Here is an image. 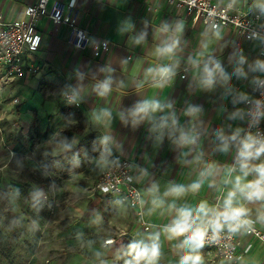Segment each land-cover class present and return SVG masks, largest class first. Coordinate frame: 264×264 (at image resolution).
<instances>
[{
    "label": "crops",
    "instance_id": "obj_1",
    "mask_svg": "<svg viewBox=\"0 0 264 264\" xmlns=\"http://www.w3.org/2000/svg\"><path fill=\"white\" fill-rule=\"evenodd\" d=\"M69 1L51 0L48 10L55 2ZM74 1L87 38L69 45L64 26L40 18L39 49L27 55L24 75L8 88L0 104L6 112L28 111L38 120L34 130L41 138L37 145L41 169L56 185L76 193L92 165L101 168L113 155L129 160L150 229L144 231L132 211L118 202L126 208L124 230L133 236L128 247L142 236L160 233L170 236L177 256L197 251L207 262L197 247L179 254L171 228L185 212L202 222L218 196L223 205L242 209V215L264 233V192L252 199L245 195L249 180L255 178L256 162L237 154L242 146L241 102L264 70V58L259 56L262 43L243 40L231 28L212 31L197 16H188L165 0ZM210 1L230 6L232 12H258L264 24V0ZM35 2L0 0V15L6 21L24 20L25 8ZM96 39L110 44L99 58L91 49ZM185 68L187 76L182 80ZM162 70L170 78L162 79ZM30 90L41 91V111L27 104H9V99ZM68 92L74 94L77 107L64 100ZM18 129L14 124L7 137ZM50 158L53 165H44ZM10 159L1 162L0 171L8 168ZM78 163L81 167H73ZM233 165L237 171H231ZM60 166L68 178L59 177ZM96 181L88 195L93 200L89 209L102 200L117 203L115 197L93 193ZM218 217L222 223L220 214L215 221ZM237 236L239 252L251 246L243 258L255 245H262L244 230ZM112 245L104 246L114 253ZM256 258L250 262L262 264L263 250Z\"/></svg>",
    "mask_w": 264,
    "mask_h": 264
},
{
    "label": "rangeland",
    "instance_id": "obj_2",
    "mask_svg": "<svg viewBox=\"0 0 264 264\" xmlns=\"http://www.w3.org/2000/svg\"><path fill=\"white\" fill-rule=\"evenodd\" d=\"M17 97L22 106L27 104L41 111V91H21ZM0 115L5 116L0 124V164L11 158L9 169L0 171V264H147L138 253L151 249L153 244L158 255L152 264H179L187 256L200 255L196 251L177 256L170 236L160 233L156 237L142 236L135 246L111 253L104 239H117L126 228V208L118 201L107 204L102 200L89 209L93 200L88 195L102 167L92 165L84 177L85 184L76 193L60 183L56 185L53 177L41 169L42 154L37 146L41 138L34 130L38 120L28 111L6 112L2 106ZM14 124L19 129L7 137L6 132ZM52 161L50 158L44 165L52 166ZM77 166L81 164L73 167ZM58 169L60 178H68L63 177L68 173L63 166ZM255 247L239 264L259 263L254 258L264 252V245ZM202 252L206 254L203 249ZM199 258L196 264H207L206 257ZM187 264H193L192 260Z\"/></svg>",
    "mask_w": 264,
    "mask_h": 264
},
{
    "label": "built area",
    "instance_id": "obj_3",
    "mask_svg": "<svg viewBox=\"0 0 264 264\" xmlns=\"http://www.w3.org/2000/svg\"><path fill=\"white\" fill-rule=\"evenodd\" d=\"M165 1L184 10L188 16H197L212 31L231 28L243 40L260 41L262 48L259 56L264 58V24L258 12H232L230 6H219L210 0ZM50 2L51 0H36L35 3L28 5L24 10V20L6 21L0 15V104L5 102V89L8 90L13 83L24 75V61L27 55L33 54L39 49L41 35L38 30V22L40 18L47 17L52 24L64 26L68 32L67 44L69 45L87 38V31L79 26V12L74 0L67 3L55 2L49 11ZM109 46L110 44L106 40L96 39L91 45L94 58H99ZM186 76L187 69L185 68L180 74V79L184 80ZM161 78L168 79L170 75L167 71H163ZM64 100L76 107L78 106L72 92L66 93ZM9 104L16 107L20 104V100L18 97H12L9 99ZM241 104L244 110V119L241 124L242 146L238 149L237 154L256 162L253 170L255 178L249 180L245 193L248 199H252L256 197L252 193L256 191L257 187L264 189V178H262L264 166L261 164L264 150H260L264 148V70L256 79L252 93L244 97ZM2 120L3 116L0 115V123ZM247 145H251V147L245 148ZM231 171H237V167L233 165ZM257 181L260 182L258 185ZM93 193H98L102 197H115L121 205L132 211L136 223L144 231L150 229V224L144 219L142 193L133 177L132 163L129 160L113 155L100 170ZM231 209L233 208L223 205L221 197L218 196L214 200L211 214L202 222L188 217L187 231L182 235L173 233L177 239V252L184 254L192 246H196L191 241L187 244L185 241L189 240L197 229L204 233L203 242L199 248L205 250L207 264H238L242 260L243 255L249 251L251 246L248 245L244 251L239 252L240 242L237 233L240 230H244L246 236L255 238L264 245V233L255 226L253 220L245 218L242 214L238 220L248 221V223H240L235 230L231 226L237 225V220H225L223 218L222 223H220L221 227L215 226L216 214ZM123 238L131 240L133 236H130L127 230H123L117 239L105 240L104 245H112L116 240L120 242ZM262 264H264V258Z\"/></svg>",
    "mask_w": 264,
    "mask_h": 264
},
{
    "label": "clouds",
    "instance_id": "obj_4",
    "mask_svg": "<svg viewBox=\"0 0 264 264\" xmlns=\"http://www.w3.org/2000/svg\"><path fill=\"white\" fill-rule=\"evenodd\" d=\"M167 51H171V49H167ZM243 60V58H241ZM164 72H166L167 70H162ZM209 76H211V73H209ZM208 83H211V80L209 79ZM105 88H107V85H105ZM153 107H156V105H154ZM143 109H141L142 111ZM246 147H251V145H247ZM260 150H264V148L260 149ZM259 151V150H258ZM264 171V170H262ZM262 178H264V176H262ZM260 182L257 181V185ZM261 192H264V189H260L259 187H257L256 191L254 193H252V195H256L259 196L261 194ZM231 195H235V193H232ZM228 203H231V200L229 199ZM200 211H204L203 206H201ZM242 209H231L229 211H225L224 213H221L220 215L223 216V218L225 220H237L238 223L237 225L231 226L233 230L236 229V227L239 226L240 223H244L247 224L248 221H239L238 218L240 217V215L242 214ZM189 213L185 212L183 214V220L178 222L175 227H173L171 229V232H173L176 235H182L185 231H187L188 228V224H187V218H188ZM215 226L217 228L221 227L220 223H219V217L217 218V220L215 221ZM203 231H201L200 229H197L196 232L189 238V240H186L185 243H189L190 241L192 243H194L197 247L202 245L203 242ZM158 255V248L155 244L152 245L151 249L149 248H144L143 250H141V252L138 253V256H141L143 258L146 259L147 264H152L153 259ZM199 256L196 257H192V256H187L184 258V260L182 261V264H187L188 260H192L193 264H196L197 261H199Z\"/></svg>",
    "mask_w": 264,
    "mask_h": 264
},
{
    "label": "trees",
    "instance_id": "obj_5",
    "mask_svg": "<svg viewBox=\"0 0 264 264\" xmlns=\"http://www.w3.org/2000/svg\"><path fill=\"white\" fill-rule=\"evenodd\" d=\"M118 245V246H117ZM123 246L122 244L119 242V241H115V243L112 245V251L113 252H116V251H119L120 249H122Z\"/></svg>",
    "mask_w": 264,
    "mask_h": 264
},
{
    "label": "water",
    "instance_id": "obj_6",
    "mask_svg": "<svg viewBox=\"0 0 264 264\" xmlns=\"http://www.w3.org/2000/svg\"><path fill=\"white\" fill-rule=\"evenodd\" d=\"M120 243L122 244L123 247H128L131 244L130 240L127 238L121 239Z\"/></svg>",
    "mask_w": 264,
    "mask_h": 264
}]
</instances>
